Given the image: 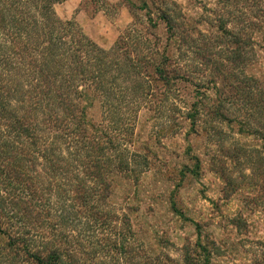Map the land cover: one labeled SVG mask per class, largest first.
Here are the masks:
<instances>
[{
    "label": "trees",
    "instance_id": "trees-1",
    "mask_svg": "<svg viewBox=\"0 0 264 264\" xmlns=\"http://www.w3.org/2000/svg\"><path fill=\"white\" fill-rule=\"evenodd\" d=\"M62 1L0 0V264H174L150 257L133 220L109 205L114 178L135 175L134 158L141 156L112 150L132 146L128 129L140 113L161 111L179 99L180 83L194 79L170 52L178 44L193 48L211 72L209 83L227 93L213 106L191 105V130L221 133L215 123L234 120L229 113L241 98L239 111H255V135L263 142L255 151L263 165L264 82L245 75L246 50L255 42L221 28L214 49L228 36L231 56L197 48L193 31L176 22L183 17L176 2L141 0L139 7L122 0L133 23L105 50L75 22L59 19L55 6ZM262 1L255 18L245 20L255 33L264 23ZM162 23L165 46L155 34ZM96 104L100 125L89 114ZM185 263L192 260L186 256Z\"/></svg>",
    "mask_w": 264,
    "mask_h": 264
},
{
    "label": "rangeland",
    "instance_id": "rangeland-1",
    "mask_svg": "<svg viewBox=\"0 0 264 264\" xmlns=\"http://www.w3.org/2000/svg\"><path fill=\"white\" fill-rule=\"evenodd\" d=\"M171 1L183 16L176 22L193 31L197 48L208 45L212 52L222 49L224 55L231 56L235 46L228 36L224 46L214 49L220 29L240 33L242 39L250 37L255 45L246 50L249 63L245 75L264 82V23L262 31L255 33V27L245 22L248 17L255 18L257 0ZM132 2L142 5L141 0ZM259 4L264 5V0ZM55 12L59 19L75 22L87 38L105 50L133 23L122 0H63ZM165 31L162 23L155 34L163 40ZM170 52L180 58L181 71H189L194 79L180 83L179 99L171 98L161 111L140 113L128 129L134 146L112 150L114 156L126 149L128 157L141 155L143 159L134 158L135 175L121 173L114 178L108 203L133 220L150 257L167 256L174 264H186V256L192 264H264V162L262 165L255 151H262L263 142L255 135V111L250 106L239 111L241 98L234 100L229 113L237 115L234 120L215 123L221 133L207 135L201 128L193 132L186 119L191 105L200 100L206 107L213 106L227 93L220 92V83L215 88L209 83L211 72L203 71L193 48L177 44ZM233 69V73L242 74ZM194 82L202 85L195 88ZM251 92L255 94V86ZM89 111L100 125L99 105ZM259 156L264 159V152Z\"/></svg>",
    "mask_w": 264,
    "mask_h": 264
}]
</instances>
